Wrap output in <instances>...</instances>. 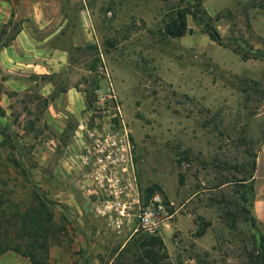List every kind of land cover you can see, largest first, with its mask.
Returning a JSON list of instances; mask_svg holds the SVG:
<instances>
[{"label":"rangeland","instance_id":"1","mask_svg":"<svg viewBox=\"0 0 264 264\" xmlns=\"http://www.w3.org/2000/svg\"><path fill=\"white\" fill-rule=\"evenodd\" d=\"M8 1L10 18L5 22L0 13V44L10 40L20 18L35 12L50 21L47 29L61 25L54 46L69 49L83 68L69 74L94 99L92 123L117 124V117L109 115L121 114L130 129L142 197L159 193L171 215L154 233L115 235L86 212L83 171L72 156L73 169L62 167L60 182L78 189L80 217L54 200L59 187L52 183V166L50 184L43 189L35 180L37 169L7 166L17 153L1 146L0 187L14 203L10 210L35 209L36 191L54 203L46 263L56 264L49 261L53 243L68 246L79 230L82 241L86 236L93 245L89 257L103 255L97 263L82 264L114 261L127 241L124 259H134L142 236L161 238L162 245L153 248L156 264H259L264 231L252 220L247 179L264 138V0H201L208 26L189 14L178 37L168 35L165 25L178 10L192 7L188 0ZM4 73L0 69V80ZM35 129L39 147L44 137L58 139L57 145L68 142L50 124L40 121ZM28 150L24 157L32 166L36 152ZM53 153H48L51 164ZM200 225L204 232L198 235Z\"/></svg>","mask_w":264,"mask_h":264},{"label":"crops","instance_id":"2","mask_svg":"<svg viewBox=\"0 0 264 264\" xmlns=\"http://www.w3.org/2000/svg\"><path fill=\"white\" fill-rule=\"evenodd\" d=\"M34 5H38V2ZM11 6L10 1L0 0V13H4L5 22L10 18L11 11H7V8ZM16 18L15 13L11 19L14 21ZM80 21L82 26L86 23L81 17ZM49 22L38 12L32 16H25L23 20L20 18L19 29L14 37L6 44H0V69L5 72L4 78L0 80V147L21 153L23 163L37 169L35 180L43 189L50 184L49 167L52 166L54 168L52 183L59 187L53 194L54 200L68 206L70 212L80 217L83 214L76 201L80 194L78 189L64 186L63 182H60L62 167L67 169L69 166L73 169L70 157L72 156L77 163L76 150L86 139L85 129L96 125L91 120L97 116L88 106L84 91L79 89L80 84L76 85V81L69 74L72 68L78 70L83 68H79L71 59V51L54 46L53 41L56 34H60L61 25L47 29L46 25ZM40 100L42 105L38 103ZM40 121L43 125L50 124L60 135H65L68 142L64 146L61 143L57 145L58 139L44 137L41 141L43 146L39 147L37 140L41 138L36 139L35 128ZM28 149L36 152V164L32 166L24 157ZM51 150L52 153H58H53L52 164L49 163L48 154ZM66 154L69 158L65 159ZM77 166L80 168L78 164ZM250 180L253 185L252 213L260 229L264 231V138L256 151ZM67 187L68 191H65ZM87 201L84 200L85 204ZM86 206L88 207V204ZM87 209L86 212L89 214V208ZM77 231L79 230H76L68 246L53 243L49 250V261L56 264H82L97 263L102 259L103 255L98 252L89 257L93 245L86 240V236L82 241ZM123 246L124 243H121L119 250ZM66 247L70 250L65 251ZM112 261L113 257L107 264ZM0 264L31 262L14 252H4L0 255Z\"/></svg>","mask_w":264,"mask_h":264},{"label":"built area","instance_id":"3","mask_svg":"<svg viewBox=\"0 0 264 264\" xmlns=\"http://www.w3.org/2000/svg\"><path fill=\"white\" fill-rule=\"evenodd\" d=\"M109 116L117 117V124L108 121L107 126L85 129L86 139L75 155L83 171L89 213L115 235L154 233L161 219L171 215L159 193L142 197L130 129L120 113Z\"/></svg>","mask_w":264,"mask_h":264},{"label":"trees","instance_id":"4","mask_svg":"<svg viewBox=\"0 0 264 264\" xmlns=\"http://www.w3.org/2000/svg\"><path fill=\"white\" fill-rule=\"evenodd\" d=\"M192 7H186L176 12V16L172 17L165 25V31L172 37L181 36L187 28L186 17L191 15L195 21L207 27L208 25L204 21L206 12L202 8L201 0H188ZM19 29V23L13 34L9 37L11 40L14 34ZM211 37L215 40H219L218 34L214 31L209 32ZM7 43V42H6ZM6 43H2L6 44ZM69 51V49H67ZM97 87V86H96ZM96 89V88H95ZM95 91V90H94ZM88 106L91 107L94 99L86 95ZM17 157H11L7 159L12 168L21 169L25 171V166L21 160V153L16 154ZM9 166V165H7ZM254 167V160L252 164V170ZM251 174L247 181L250 180ZM250 189L253 191V185L251 182ZM36 191V190H35ZM37 207L35 209L19 210L12 209V203L4 196V192L0 187V253L7 250H12L23 256L29 258L31 264H47L46 259L48 257V247L50 244L51 236L53 233V212L52 208L54 203L47 200L44 195L35 192ZM244 198V197H242ZM7 203L5 207L3 204ZM252 220L256 222V218ZM204 232V226L200 225L197 234L200 235ZM137 250L139 253L134 259H124L125 252L130 245L127 241L124 246L118 251L115 260L110 264H136L137 261L144 262L145 264H156L159 260L157 254L153 248L157 245H162V240L159 236H142L136 240ZM259 264H264V237L261 236V243L259 246Z\"/></svg>","mask_w":264,"mask_h":264}]
</instances>
